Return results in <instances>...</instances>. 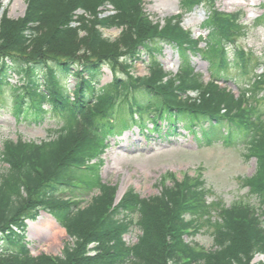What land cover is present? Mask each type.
Returning <instances> with one entry per match:
<instances>
[{
    "label": "trees",
    "instance_id": "1",
    "mask_svg": "<svg viewBox=\"0 0 264 264\" xmlns=\"http://www.w3.org/2000/svg\"><path fill=\"white\" fill-rule=\"evenodd\" d=\"M215 3L180 0L185 13L206 9L203 48L201 38L194 39L181 26V15L160 27L144 13L141 0H27L22 18L12 20L3 12L0 103L7 91L17 119L40 123L51 115L64 125L54 138L39 143H3L0 264H251L256 255H264V112L254 103L264 102V64L253 62L236 45L243 35L240 19L221 13ZM109 5L116 16L99 18V9ZM78 11L92 16L89 26ZM114 26L123 28V34L110 43L101 30ZM164 45L177 50L176 74L165 72L157 60ZM142 54L149 59L148 75L137 77L132 71ZM191 54L207 60L212 75L224 73L231 63L241 75L261 68L260 76L249 79L254 104L248 92L236 98L215 78L205 83L190 63ZM104 67L113 76L107 86H101ZM72 76L76 82L69 90L66 83ZM123 109L128 126L121 131L140 127L147 132V118L153 132L172 137L187 120L190 132L207 145L213 137L243 146L244 157L256 164L247 185L261 211L243 204H209L204 183L188 176L172 178L170 186L163 178L159 194L151 198L128 189L116 203V187L101 181L97 166L104 137L111 134L115 117L121 123ZM40 212L51 216L70 239L60 256L30 252L26 221H35ZM201 220L213 228L210 250L187 240L200 230ZM134 229L139 235L130 245L125 236Z\"/></svg>",
    "mask_w": 264,
    "mask_h": 264
},
{
    "label": "rangeland",
    "instance_id": "2",
    "mask_svg": "<svg viewBox=\"0 0 264 264\" xmlns=\"http://www.w3.org/2000/svg\"><path fill=\"white\" fill-rule=\"evenodd\" d=\"M2 5L0 18L3 12L12 20L24 16L27 0H0ZM261 0H216L215 8L225 14H236L243 27L242 36L236 40V45L245 53L252 55V61L258 60L264 64V11L260 6ZM108 5V4H107ZM144 13L153 23L163 27L169 18L181 15L183 28L192 37L201 38V47L205 46L208 31L202 26L205 19L206 9L199 7L192 12L181 11L180 0H141ZM107 10L100 8L99 18L116 16V11L109 5ZM83 15L84 25L89 26L92 16L78 11ZM103 38L110 43L116 42L123 34V28L111 27L101 30ZM83 32L80 33L82 37ZM232 46H230L231 50ZM230 61L232 52H229ZM148 57L142 54L141 60L133 67L132 75L144 77L148 75ZM157 60L162 68L171 74H176L180 65L177 50L164 45L162 51L157 55ZM234 61L236 59L234 58ZM251 61V62H252ZM190 63L195 72L202 76L205 83L211 78H217L219 85L226 88L238 97L239 94L248 92L249 101L254 102L252 86H249V79L260 76L261 68L247 75H241V71L235 67V63L229 64L224 73L210 74L209 63L200 55H192ZM103 76L101 86H107L113 81V76L108 68L102 69ZM17 81V77H14ZM251 81V83H252ZM75 76L67 80V88L72 90L75 86ZM256 92V91H255ZM257 93L256 97H261ZM258 112H264V102H254ZM253 103V104H254ZM127 110L123 109L122 121L112 125L111 134L104 137V145L100 149L99 176L104 184L116 187L115 202L118 203L128 189H133L142 198L157 196L160 192V182L163 178L165 183L171 185L173 179L183 181L188 177L200 179L209 194V204L218 202L223 207L235 204L250 205L259 211L262 206L256 195L247 185V179L255 173L256 164L253 159H246L245 148L241 145L228 144L221 138H213L212 143L207 145L201 136L196 137L188 128L189 122L184 120V127L177 135L168 137L165 131L161 134L151 130V121L145 118L144 122L149 131L145 132L140 127L121 131L122 126L128 123ZM116 116V115H115ZM264 120V118H263ZM64 123L56 117L48 115L40 123L26 122L23 118H16L12 113L10 94L6 91L0 103V151L6 140L16 141L21 139L26 142L39 143L54 138ZM165 128V126H163ZM197 130V129H196ZM92 161L91 164H96ZM3 164L0 162V174L3 171ZM216 215H214V219ZM201 228L188 241L199 244L207 250L213 247V228L207 226L205 220H201ZM208 224V223H207ZM27 239L31 242L30 252L33 256L47 255L60 256L64 245L70 242L66 232L47 213L40 212L35 221L27 220ZM139 231L134 229L125 236V241L132 245L136 243ZM264 264V255H256L251 264Z\"/></svg>",
    "mask_w": 264,
    "mask_h": 264
},
{
    "label": "bare ground",
    "instance_id": "3",
    "mask_svg": "<svg viewBox=\"0 0 264 264\" xmlns=\"http://www.w3.org/2000/svg\"><path fill=\"white\" fill-rule=\"evenodd\" d=\"M225 1H228V0H225Z\"/></svg>",
    "mask_w": 264,
    "mask_h": 264
}]
</instances>
